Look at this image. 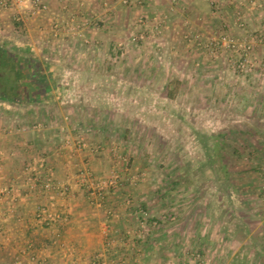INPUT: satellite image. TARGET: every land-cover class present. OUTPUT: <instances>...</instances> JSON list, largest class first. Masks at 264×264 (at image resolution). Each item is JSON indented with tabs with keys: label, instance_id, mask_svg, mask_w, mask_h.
<instances>
[{
	"label": "rangeland",
	"instance_id": "374dc122",
	"mask_svg": "<svg viewBox=\"0 0 264 264\" xmlns=\"http://www.w3.org/2000/svg\"><path fill=\"white\" fill-rule=\"evenodd\" d=\"M41 1L0 3V49L41 66L45 93L21 92L22 105L56 131L57 154L99 160L76 168L80 191L83 170L115 180L97 207L105 226L127 212L137 240L163 238L176 264H264V0Z\"/></svg>",
	"mask_w": 264,
	"mask_h": 264
},
{
	"label": "crops",
	"instance_id": "0c3cea01",
	"mask_svg": "<svg viewBox=\"0 0 264 264\" xmlns=\"http://www.w3.org/2000/svg\"><path fill=\"white\" fill-rule=\"evenodd\" d=\"M104 1L82 0L84 4ZM44 2L51 6L72 4L71 0ZM255 2L257 4V0ZM262 2L258 6L262 7ZM257 11L261 12L260 8ZM259 22L262 23L261 20ZM25 100L21 98L10 102L0 99V243L5 253L8 252L0 253V264L12 261L14 264H31L28 260L31 255L35 257L36 264H91L97 253L109 254L108 259L122 258L126 264H176L179 256L166 254V250L159 247L163 238H148L147 243L137 240V226L127 212L124 214L120 209L114 210L115 215L109 221L110 224L105 226L101 221L102 208L89 204V196L80 191L81 186L77 184L75 174L77 167L85 165L90 166L95 173L99 172V160H95L87 150L72 158L59 147L62 152L58 155L57 147L60 144L53 138L56 137V131L48 128L43 130L39 124H34L38 111L28 110L35 103L29 108H23ZM39 163H43L46 168L50 167L59 184L70 185L71 193L67 198L61 199L54 193L45 194L41 190L29 192L26 189L23 169L25 166H34L41 174L43 170ZM8 187L15 189L11 197L1 193ZM116 197L118 195L112 192L107 195L106 201L112 199L111 204H115ZM38 205H46L68 219L44 227L35 219ZM107 208L112 209L111 206ZM105 227L108 228L107 241L103 237ZM196 241L203 246L210 243L207 239ZM157 248L162 252L155 254Z\"/></svg>",
	"mask_w": 264,
	"mask_h": 264
},
{
	"label": "built area",
	"instance_id": "2783aa9c",
	"mask_svg": "<svg viewBox=\"0 0 264 264\" xmlns=\"http://www.w3.org/2000/svg\"><path fill=\"white\" fill-rule=\"evenodd\" d=\"M137 2L141 3V0H136ZM130 0H122V3L127 4ZM1 4L6 5L7 3L10 4H17L19 7H27L30 5V8L32 10H39V8H45L43 6V2L41 0H0ZM132 3V2H130ZM18 19V18H17ZM78 147L81 148L84 146V143L81 141H78ZM39 166L42 168L44 167L43 163H39ZM38 168L34 166H25L23 169L24 179H25V186L26 189L29 192H38L40 190H43L44 192H57L62 196H65L69 193V187L66 185H59L55 182V178L53 177V172L51 169H46L44 171V174L38 173ZM88 172L86 170L81 171L80 173V182L82 185H88L89 187V199L91 205H94L95 207H100L103 203V200L105 199L106 192L108 191V188H114L115 187V180H109V181H103V182H93L91 181L89 183L88 179ZM89 183V184H88ZM11 190L4 189L1 191L2 195H7L10 193ZM64 216L58 212H50L46 208H40L36 214L35 219L39 224L42 226L51 227L61 221H65ZM33 259V258H32ZM112 262H105L102 258V260L97 257L93 260L92 264H123L120 260H115V258H112ZM115 260V261H114Z\"/></svg>",
	"mask_w": 264,
	"mask_h": 264
},
{
	"label": "trees",
	"instance_id": "16d2710c",
	"mask_svg": "<svg viewBox=\"0 0 264 264\" xmlns=\"http://www.w3.org/2000/svg\"><path fill=\"white\" fill-rule=\"evenodd\" d=\"M44 79L36 59L0 49V99L17 101L23 92V97L28 102L32 101L35 87H40L45 93ZM168 88V98L174 99L173 84L170 83Z\"/></svg>",
	"mask_w": 264,
	"mask_h": 264
},
{
	"label": "flooded vegetation",
	"instance_id": "af4514ba",
	"mask_svg": "<svg viewBox=\"0 0 264 264\" xmlns=\"http://www.w3.org/2000/svg\"><path fill=\"white\" fill-rule=\"evenodd\" d=\"M33 93L36 95V93H35V92H33ZM35 95H34V96H35Z\"/></svg>",
	"mask_w": 264,
	"mask_h": 264
}]
</instances>
